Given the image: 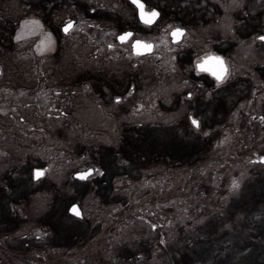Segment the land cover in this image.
Wrapping results in <instances>:
<instances>
[{
	"label": "rangeland",
	"instance_id": "obj_1",
	"mask_svg": "<svg viewBox=\"0 0 264 264\" xmlns=\"http://www.w3.org/2000/svg\"><path fill=\"white\" fill-rule=\"evenodd\" d=\"M145 1L0 0V264H264V0Z\"/></svg>",
	"mask_w": 264,
	"mask_h": 264
},
{
	"label": "snow or ice",
	"instance_id": "obj_2",
	"mask_svg": "<svg viewBox=\"0 0 264 264\" xmlns=\"http://www.w3.org/2000/svg\"><path fill=\"white\" fill-rule=\"evenodd\" d=\"M132 3L135 4L137 8L139 9L140 19L146 25H151L152 23H154L155 19L159 16V13L155 10L146 11L145 6L141 2V0H132ZM71 27H72V24L71 22H69L67 27L64 29L65 32H67ZM171 35L173 36L175 40L178 41L180 37L184 35V33L181 29L176 28L175 31L171 33ZM131 36H132V33H126L124 35H121L119 39L122 42H124ZM258 39L264 41V36H260L258 37ZM133 47L136 49V54L139 55V54H142L143 52H150L153 46L151 44L142 43L141 41L137 40L133 44ZM197 68L201 72H207L211 74L218 81H221L224 78V75L227 71L226 68L224 67L222 58L213 57V56H209L205 58L202 62L197 63ZM117 102H119V100ZM192 123L193 125L198 126V122L196 120H192ZM261 162L264 163V159H262ZM35 175L37 178H39L40 176L43 175V172L37 171ZM86 177H87V174L81 175L80 178L85 179ZM71 212L77 216L80 215L78 208H76L75 206H73V208L71 209Z\"/></svg>",
	"mask_w": 264,
	"mask_h": 264
},
{
	"label": "flooded vegetation",
	"instance_id": "obj_3",
	"mask_svg": "<svg viewBox=\"0 0 264 264\" xmlns=\"http://www.w3.org/2000/svg\"><path fill=\"white\" fill-rule=\"evenodd\" d=\"M128 4H130L132 7H134L135 9H136V13H137V7H135L134 6V4H132L129 0H125ZM142 2H143V4H144V6H145V10L146 11H149V10H156V9H154V8H151L148 4H147V2L145 1V0H141ZM139 19V18H138ZM140 21V20H139ZM69 22H71L72 23V27L68 30V31H72L73 29H75V28H78V26H79V21H76V20H69L65 25H63L62 26V28H61V31H62V33L63 34H66V35H68V31L67 32H64V30H63V27L64 26H66ZM140 23H142V22H140ZM142 24H144V23H142ZM144 25H146V24H144ZM179 29H181L182 31H183V33L185 34V29L184 28H180L179 27ZM134 30H132L131 31V29H124L123 30V32H121V33H118V34H116L115 35V39H116V41H119L120 43H127V42H130V44H131V52H134L135 54H136V49L133 47V44L135 43V41H137V40H139V41H141L142 43H147V44H151L153 47H152V49H151V51L150 52H143L142 54H139V56H143V55H147V54H149V53H152V50L154 49V44H153V42H149V41H145V40H142V39H140L139 37H136V35H135V32H133ZM173 31H175V29H172L171 31H170V39H172V41L174 42V43H176V42H179V40H181V37H180V39L177 41V40H175L174 38H173V36L171 35V33L173 32ZM126 33H132V36L130 37V38H128L126 41H124V42H122L120 39H119V37L121 36V35H124V34H126ZM260 36H264V35H260ZM259 36V37H260ZM262 41V40H261ZM264 42V41H263ZM137 55V54H136ZM209 56H213V57H216V56H218V57H221L222 59H223V61H224V67L226 68V70H227V63H226V59H224V57L221 55V54H219V53H213V54H207V55H204V56H202V58H200V60L198 61V62H196L195 63V71H196V73H197V76H199V77H201L202 79L204 78V77H206L207 79H211L214 83H221V81H218L214 76H212L211 74H209V73H207V72H201V71H199V69L197 68V63H199V62H202L205 58H207V57H209ZM227 72H228V70L226 71V73H225V75H224V77L226 76V74H227ZM187 95H188V98L190 99L191 98V93L190 92H187L186 93ZM188 117H189V119H190V121L192 122V120H196L197 121V119L195 118V117H193L191 114L190 115H188ZM193 124V123H192Z\"/></svg>",
	"mask_w": 264,
	"mask_h": 264
},
{
	"label": "water",
	"instance_id": "obj_4",
	"mask_svg": "<svg viewBox=\"0 0 264 264\" xmlns=\"http://www.w3.org/2000/svg\"><path fill=\"white\" fill-rule=\"evenodd\" d=\"M131 3H132V0H129ZM142 2V1H141ZM143 3V2H142ZM133 4V3H132ZM134 6L135 7H137L135 4H134ZM157 11V10H156ZM158 12V11H157ZM137 18H139V20H140V22H142L141 21V19H140V13H139V9L137 8ZM143 23V22H142ZM69 24V23H68ZM67 24V25H68ZM72 24V23H71ZM67 25L66 26H64L63 27V30L67 27ZM64 32H65V30H64ZM216 57H218V56H216ZM221 58V57H220ZM223 60V59H222ZM223 64H224V61H223ZM91 172H92V170L91 169H88V170H86L85 172H78V173H75L74 174V176L75 177H78L79 179H81L80 177H81V175H85V174H87V175H89V174H91ZM82 180H85V179H82Z\"/></svg>",
	"mask_w": 264,
	"mask_h": 264
},
{
	"label": "bare ground",
	"instance_id": "obj_5",
	"mask_svg": "<svg viewBox=\"0 0 264 264\" xmlns=\"http://www.w3.org/2000/svg\"><path fill=\"white\" fill-rule=\"evenodd\" d=\"M69 32H70V31H69ZM46 39L48 40V38H46ZM47 43L49 44V42H46L45 45H46ZM47 47H49V45H48ZM47 47H46V48H47ZM46 48H45V49H46ZM43 49H44V48H42V50H43ZM90 169L92 170L91 174H93V169H92V168H90ZM91 174H90V175H91ZM74 177H75V176H74ZM76 178H78V177H76ZM78 179H79V178H78ZM81 180H82V179H81Z\"/></svg>",
	"mask_w": 264,
	"mask_h": 264
}]
</instances>
